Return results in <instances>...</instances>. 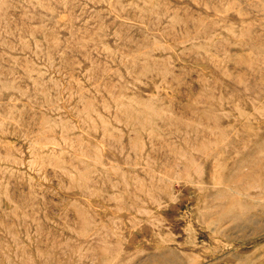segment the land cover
<instances>
[{
	"label": "rangeland",
	"instance_id": "1",
	"mask_svg": "<svg viewBox=\"0 0 264 264\" xmlns=\"http://www.w3.org/2000/svg\"><path fill=\"white\" fill-rule=\"evenodd\" d=\"M177 260L264 264V0H0V264Z\"/></svg>",
	"mask_w": 264,
	"mask_h": 264
},
{
	"label": "bare ground",
	"instance_id": "2",
	"mask_svg": "<svg viewBox=\"0 0 264 264\" xmlns=\"http://www.w3.org/2000/svg\"><path fill=\"white\" fill-rule=\"evenodd\" d=\"M87 258V257H86ZM179 263V261L177 260V261H175V263L174 264H178Z\"/></svg>",
	"mask_w": 264,
	"mask_h": 264
}]
</instances>
